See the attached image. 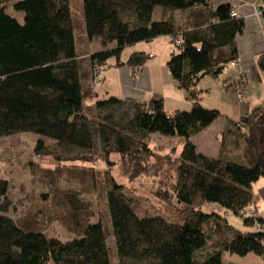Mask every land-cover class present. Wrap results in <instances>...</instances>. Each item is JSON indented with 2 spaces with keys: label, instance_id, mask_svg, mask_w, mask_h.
Masks as SVG:
<instances>
[{
  "label": "trees",
  "instance_id": "16d2710c",
  "mask_svg": "<svg viewBox=\"0 0 264 264\" xmlns=\"http://www.w3.org/2000/svg\"><path fill=\"white\" fill-rule=\"evenodd\" d=\"M81 3L85 34L101 46L85 57L92 76L96 68L109 66L128 67L135 75L152 55L135 50L124 59V48L167 36L172 46L166 65L190 109L170 114L161 96L137 100L111 95L96 99L94 117L89 116L83 111L82 59L69 0H0V138L35 133L34 153L62 162L91 161L88 154L96 148L109 166L115 164L111 154L124 162L130 158V177L153 176L155 196L166 205L177 202L178 221L141 214L138 200L116 183L111 167L100 180L104 192L103 203L96 205L101 204L99 213L82 197L97 187L100 173L93 167L70 170L67 174L82 182L77 189L63 193L53 182L50 191L39 195L46 203L43 209H22L18 216L12 215L16 205L10 183L0 176V264H112V256L115 264H224V255L233 253L256 254L264 262V219L246 213L257 207L253 182L264 177L256 125L249 126L247 135L228 118L217 155L199 151L191 140L220 115L217 108L201 105L208 89L197 84L206 75L222 78L231 62H237L234 38L244 30L243 19L231 17L228 4L211 8L208 0ZM9 6L24 13L22 22L7 12ZM257 61L264 72V55ZM229 80L225 78L226 89L245 88L244 74ZM155 133L178 136L179 154L172 157L150 147ZM220 207L223 213L215 209ZM228 212L240 217L241 227L229 223ZM55 220L72 236H49Z\"/></svg>",
  "mask_w": 264,
  "mask_h": 264
},
{
  "label": "rangeland",
  "instance_id": "374dc122",
  "mask_svg": "<svg viewBox=\"0 0 264 264\" xmlns=\"http://www.w3.org/2000/svg\"><path fill=\"white\" fill-rule=\"evenodd\" d=\"M70 3V12L73 17V25L75 32V46L77 47V53L82 52V36L80 30V11L82 8L81 0H69ZM7 12L22 22L24 13L21 11L14 10L12 7L7 8ZM82 14V12H81ZM83 17V14H82ZM77 31V35H76ZM97 40V39H96ZM142 44V45H140ZM145 44V47L143 46ZM96 47L91 43V49ZM101 47V46H100ZM148 47H151L148 49ZM135 50H144L151 51L155 54V58L162 57L166 59L169 56V50H164L163 46L159 43L152 41L146 42H137L133 46H127L122 52V56L125 59L128 55ZM81 51V52H80ZM150 59H153L151 57ZM225 75L220 79H212L209 76H204L198 83L199 89H208L202 92V99L200 101L203 107H208L211 109L217 108L220 111V115L216 117L214 123L203 132L194 135L191 140L197 144L198 150L205 152L207 154L217 155V150L221 143V133L223 127L228 118L240 124L243 132L247 135L250 133V124H255L256 129L254 131L257 138V149L260 150L259 155H264V87L258 85L257 92L260 91L263 94V97L260 101L259 106L255 108L251 107L249 111L246 110L247 103L245 101H239L236 99V92H232L230 89L224 87L225 78L227 76L236 77V73L227 67ZM95 86L98 90L99 96H96L97 99H103L104 96H111V94H103L100 90L101 83H95ZM113 89L114 86L111 85ZM88 94V93H86ZM246 100V99H245ZM95 98L87 97L84 95V113L88 114L91 117H94V104ZM218 136H216V134ZM246 135V136H247ZM38 136L32 132H18V134H12L4 138H0V176L6 178L10 183L9 194L12 198L14 205H16V212L12 211L13 216H18L22 209L33 208L43 209L46 205L43 201L39 200V195L43 191H50V186L53 182H57V190L60 192H67L68 190H75L79 187L80 182L78 178L70 177L67 173L70 170L81 171L89 170L90 167L94 168V172H99L98 175V184L94 192L91 193V190L88 188V192L83 193L85 201H91L94 203L95 212L99 213V207H96L98 203H103L102 195L104 192L103 181L100 182L102 178V173L108 171L110 168V173L115 179L116 183L123 184L125 192L127 195L134 197L139 202V212L148 214H159L164 218L172 220L174 222L178 221L177 219V208H175L177 202L175 201V206L163 204L154 194L156 182L149 173H143L141 176L133 178L130 177L131 168L133 161L129 158L126 161H122L119 155L111 154V160L115 161V164L109 166L105 161V156L102 152L96 148L92 153L88 154L92 158L91 161L78 162V161H58L48 156L42 155L41 157L36 155L33 151V146L35 140ZM149 146L152 147L156 152L169 153L171 156H176L181 149V142L179 137L176 135H163V134H152L148 140ZM242 150L235 151L233 154H239ZM33 161V163H31ZM61 169L59 175L55 179L56 169ZM89 187V186H86ZM85 187V188H86ZM256 191V190H253ZM102 202H101V201ZM213 204L209 203L208 207ZM31 208V209H32ZM97 209V210H96ZM209 209V208H208ZM219 213H223V209L215 208ZM32 211V210H31ZM102 208V212H103ZM104 214V213H103ZM177 214V215H176ZM264 215V211L262 212ZM227 217L230 224L241 227V219L232 212L224 214ZM95 220V219H93ZM256 228V226H254ZM49 236H58L63 240L72 235L65 229L63 225L58 221H54L48 227ZM107 242H111L112 233L111 227L109 224L106 229ZM251 257H255L256 254H251ZM258 256V255H257ZM114 256H112L111 262L115 264ZM259 258V257H258ZM250 260V259H249ZM248 258L244 256H239L236 254H225L224 255V264H245V261H249ZM251 264H256L255 261L250 260ZM52 264V263H51Z\"/></svg>",
  "mask_w": 264,
  "mask_h": 264
},
{
  "label": "crops",
  "instance_id": "0c3cea01",
  "mask_svg": "<svg viewBox=\"0 0 264 264\" xmlns=\"http://www.w3.org/2000/svg\"><path fill=\"white\" fill-rule=\"evenodd\" d=\"M208 2L211 8L221 5L222 3L228 4L232 9L235 7L237 11L236 17L242 18L244 21L243 32L236 35L234 38L239 51V57L237 60L238 64L235 66L230 64V66H228L234 71V73H236V77L235 79L232 76L227 77H229L231 81H234L239 78L241 74L245 75L246 85L242 90L244 95H246V110L249 111L251 107L255 108V106H259L258 104H260V101L263 97V94H261L260 91L257 92L258 85L260 86V89L261 86L264 87V72L260 69L257 58L262 54L264 55V17L261 15V12L264 8V0H208ZM156 10V17H159L161 12L159 8H156ZM79 14V31H81V45L83 49L82 52L80 51L81 54L78 50V58H80V60L82 59V88L84 95L87 97H94L96 100V96H99V93L97 88L93 86L95 83L92 81L91 69L89 68L88 60L85 57L91 54L92 51L99 50L101 47L97 38H93L91 40L87 38L84 31L81 11ZM154 40L155 42L159 43V45L163 46L164 50L166 49L170 52L172 44L169 41V37L161 36ZM91 43L96 46L94 47L95 49H91ZM143 46L145 47V44ZM150 48L151 47H148V49ZM146 52H149L153 59L149 58L144 67L137 71L135 75H132L131 70L128 67L109 66L100 69L99 76L102 86L100 90H102V93L111 94L113 96L116 95L120 98L128 97L137 100L161 96L164 98L165 109L170 114L175 109H190L191 104L185 97L184 90L175 86V83L170 76V72L168 71L166 61L168 60L169 56L167 59L166 57H157L156 59L154 53L147 50ZM111 85L114 86L113 89L111 88ZM261 109L264 108H260V110ZM218 134L219 133H217L216 136H218ZM255 139L257 149L256 136ZM197 149H199L198 146ZM218 152L219 151L217 150V153ZM259 152L260 150L257 149L258 154ZM253 183L252 193L256 196L257 205V207L253 210H255L257 215L262 216L264 219V215L262 214L264 211V177L259 178ZM245 256L248 258V260L250 259L255 261L256 264H264L263 260H261V258L257 255L255 257H251L250 253H248ZM249 261H245L244 263L251 264Z\"/></svg>",
  "mask_w": 264,
  "mask_h": 264
},
{
  "label": "built area",
  "instance_id": "2783aa9c",
  "mask_svg": "<svg viewBox=\"0 0 264 264\" xmlns=\"http://www.w3.org/2000/svg\"><path fill=\"white\" fill-rule=\"evenodd\" d=\"M230 16L233 17V16H237V11H236V8L234 7L231 12H230ZM238 62H231V65L235 66L237 65ZM99 68H96V70L94 71L93 73V76H92V80L94 83H99L101 82V79H100V76H99ZM236 99H238L239 101H245L246 99V95H244V92L242 90H238L236 93ZM246 213L248 215H254L255 214V211L252 210V209H247L246 210Z\"/></svg>",
  "mask_w": 264,
  "mask_h": 264
}]
</instances>
